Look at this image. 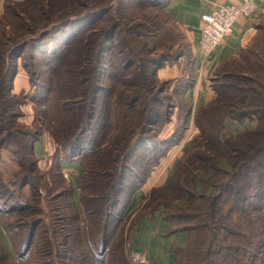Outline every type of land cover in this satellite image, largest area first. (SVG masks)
I'll use <instances>...</instances> for the list:
<instances>
[{
  "label": "trees",
  "instance_id": "obj_1",
  "mask_svg": "<svg viewBox=\"0 0 264 264\" xmlns=\"http://www.w3.org/2000/svg\"><path fill=\"white\" fill-rule=\"evenodd\" d=\"M162 1H3L0 158L2 150L10 146L20 170L13 181L19 193L7 192L4 199L8 212L14 214L13 221H19L11 225L16 260L11 262L12 258L5 256L0 264H123L125 258L132 264L127 254L132 247L127 227L122 245L115 239L116 228L149 171L143 177L132 173L138 185L128 198L125 183L132 177L126 176L138 152L148 148L146 137L155 130L162 108L166 106L171 113L176 106L167 102L175 95H161L173 81L159 79L157 70L175 63L183 53L135 55L126 41L125 23L114 16L113 9H123L127 18V3L131 8L146 3L165 10L167 0ZM152 24L147 36L150 31L157 32L156 22ZM258 38L259 33L238 57L215 70L211 77L215 97L194 114L199 131L188 144V159L179 161L163 185L150 189L143 205L149 213L159 212L171 232L187 233V244L176 264H264V50L254 47ZM19 58H23V67L36 86L31 101L45 107L36 126L19 120L27 99L24 92H13ZM236 58L249 63L247 70H221V77L215 75ZM40 73L45 79L37 78ZM190 77L182 76L170 89L187 104ZM230 120L242 125L243 130L237 134L228 131ZM45 131L55 139L56 158L79 157L81 161L79 206H74L75 214L71 215L74 229L85 228L79 240L83 246L77 249V241L71 242L69 232L63 234L59 249L54 251L46 231L36 233L41 219L31 217L42 210L32 202L40 201L42 195L34 183L39 158L34 144ZM174 139L175 135L154 141V146L163 150L152 157L155 164L175 147ZM193 158L198 160L195 165ZM182 172L188 177L180 182ZM26 186L31 196L24 194ZM3 188L9 190L8 182L0 180V194ZM65 193L71 197L72 187ZM4 211L1 207L0 214ZM59 218L60 224L69 217ZM1 221L4 225L3 217ZM16 224L18 229L13 228ZM65 227L62 224L60 231ZM23 249L27 252L20 254Z\"/></svg>",
  "mask_w": 264,
  "mask_h": 264
},
{
  "label": "rangeland",
  "instance_id": "obj_2",
  "mask_svg": "<svg viewBox=\"0 0 264 264\" xmlns=\"http://www.w3.org/2000/svg\"><path fill=\"white\" fill-rule=\"evenodd\" d=\"M162 1V0H160ZM163 1L161 3V6H163ZM127 18L125 16L124 10L122 9L120 12H118L116 9H113V11L116 13L114 16L118 19H120L124 26L127 29V43L132 49V52L135 53V55L139 57L143 56H154L157 55L159 52H166V51H175V53L180 54L183 53V55L178 58L177 60H172L175 63L180 60V63L182 66L187 68L188 73L191 72L192 69V60H193V54H194V43L192 40L191 32L184 26H181L179 23H177L174 18L166 11V10H159L156 7H151L146 3H136L134 8H131V4L127 3ZM133 17V18H131ZM129 18H131L129 20ZM125 19H128L125 21ZM148 19H153L154 22H156L155 26L157 27L156 34L150 31V35L147 36L149 33L148 29L149 27H152V23H149ZM1 24V21H0ZM154 29V28H151ZM264 31V25L262 28L258 31L260 38L254 42V47L256 49H262L264 50V34L262 35ZM143 35V36H142ZM262 35V37H261ZM252 44V42H251ZM170 46V48H169ZM153 51V54H152ZM111 54H107V58H110ZM174 58H177L174 56ZM172 58V59H174ZM109 66V64H108ZM18 67L21 68V70H24L25 73L28 75L27 71L23 67V58L18 59L17 61V70ZM247 67H249V63L245 62L243 58H236L235 60L227 63L223 66L218 72L215 74L217 77H221L224 71H234L235 68L236 71L239 70H247ZM42 75V76H41ZM38 77L44 78V73H40ZM30 86L27 87L25 90L21 91L24 92L25 96H27V99L25 98L26 103L22 105V116L20 117L21 123L36 126V119H40V114L44 111L45 107L41 105L40 102L33 103L31 101V97L35 94L36 86L34 87V84L31 82L29 78ZM108 79L106 77V85L108 86ZM48 84V83H47ZM212 84V82H211ZM174 85H171V88H173ZM167 90V92L162 93L161 95H168L172 96L175 95L173 98L167 100L170 102H173L176 106L173 108V111L171 113L168 112V108L165 106L162 108L161 116L158 118V122L155 126V130L146 137L148 139L147 149H142L138 152L137 157L135 158V162H132L131 165L133 168L132 170L127 174V178L132 177V173H137L140 176H144L148 171L150 175L151 173L157 174V173H163L162 178L166 179L169 177V175L176 169L177 164L180 160L185 161L187 160V154L186 151H188L189 147L188 144L192 142V139L194 135L198 133V128L194 125V115L191 116L190 110V102L188 100V104L183 101L178 94H174ZM20 92V93H21ZM215 92V91H214ZM40 98V97H39ZM209 102V101H208ZM189 112V117L187 119V113ZM179 125H182L181 127ZM227 130L233 132L234 134H237L238 132L243 130V127L239 128L237 126H232L227 124ZM42 135L43 139H46V147H49V150H52L56 146L55 139L52 135H50L49 132L45 131ZM226 134V133H225ZM175 135V147H173L168 153V158L165 160H161L158 164H155L153 162L152 158L156 154H161L163 150H160L157 146H154L153 143L157 142L161 139H171ZM51 140V142L49 141ZM173 140V141H174ZM155 141V142H154ZM182 143V144H181ZM177 144V145H176ZM152 147H154L152 149ZM188 147V149H187ZM152 149V151H150ZM47 150V148H46ZM176 151V155H174ZM190 151V149H189ZM188 151V153H189ZM50 152V151H49ZM49 152L47 153L46 157L38 158V170L35 172V175L37 178L34 180V183L37 182L40 189L42 190L41 199L36 203L38 206L41 207L40 213H32L31 217L40 218L42 223L37 227L36 233H41L42 231H46V235H48L52 241V246L54 251L59 249L58 247L62 243V236H64V233L71 232V242H75V248H79L83 246V243L79 240L82 239V230L85 234V228L84 225L79 230L74 229V223L71 222L72 214H75V205L73 202V197L71 195L67 196L65 193L66 188H71L72 186L69 185L70 182L68 181L67 177H70L69 179L72 181L73 178V171H67L68 176L64 175L65 180L62 177V174L60 172V169L62 170V161L61 157L56 158L54 155L55 151L53 150L52 154L50 155ZM51 156V157H50ZM50 157V158H49ZM49 158V159H48ZM80 159V158H79ZM194 160V165L198 163V160ZM20 167L18 162L15 161L13 158L12 148L10 146L4 148L1 153L0 158V180H3L4 182H8V189L6 190L3 188L4 193L0 194V208L2 207L5 211H7L4 214H0V260L1 258L7 256L9 261L14 262L16 260L15 257V247L13 244V238H12V224L19 223L17 220L16 222L13 221V218H11V215H14L11 212H8L9 205L5 204L7 201L4 199L7 198V192L18 194L19 190L17 186L15 187L13 185V182L15 181L16 173L19 174ZM58 167V169H57ZM52 168V169H50ZM192 168V167H191ZM164 171V172H163ZM24 172V171H23ZM181 176L178 178L180 182L183 180H186L188 177V173L182 172ZM42 177V178H40ZM135 177L131 178V181H126L125 188H126V198L129 197L131 189H134L137 187L136 179ZM12 182V183H10ZM76 187L78 188L79 183H75ZM29 186L25 187L24 194L31 196L30 191L28 190ZM176 188V185L175 187ZM2 191V192H3ZM176 191V190H175ZM80 192V190H79ZM141 190L139 189L135 194V196L132 199L131 204L127 207V210L125 211V214H122V222L119 226L116 228V234L115 239H117V243L122 245L123 238L125 239V227H127L126 221H127V212L133 207L132 205L134 202H137L139 200V194L141 195ZM22 202H25L26 199H21ZM72 202V203H71ZM144 208V206H143ZM4 211V212H5ZM124 212V211H123ZM4 215V216H3ZM60 215L68 216L69 218H65L66 220L60 221V224L57 223L59 221ZM1 217H3L4 225L1 224ZM30 218V216H29ZM14 219H16L14 217ZM62 224L66 225L65 229L63 231L61 230ZM14 229H18L19 226ZM77 227V226H76ZM80 227V226H79ZM81 232V233H78ZM64 234V235H63ZM122 242V243H121ZM32 245L33 249L36 248V242ZM134 248V247H133ZM3 249V250H2ZM9 249V251H8ZM144 252L147 253V255L153 260L154 258L150 254V252L147 249H142ZM11 252V254H9ZM26 249H23L20 251V254L26 253ZM54 255H56V252H54ZM180 261L184 262L182 257L180 258ZM186 261V260H185ZM123 264H131L128 262V260L123 261Z\"/></svg>",
  "mask_w": 264,
  "mask_h": 264
},
{
  "label": "crops",
  "instance_id": "obj_3",
  "mask_svg": "<svg viewBox=\"0 0 264 264\" xmlns=\"http://www.w3.org/2000/svg\"><path fill=\"white\" fill-rule=\"evenodd\" d=\"M3 1L0 0V8ZM239 1L242 0H167L165 3V10L177 23L191 32L194 43V57L192 69L189 72L191 77L180 63V60L160 67L157 70V76L161 80H172L171 85H174L184 75L191 78L192 84L185 94V98L190 102L191 116L196 113L200 106L215 97V92L211 87V77L215 70L227 60L238 57L242 49L249 46L253 41L259 28L264 25V0H253L255 4L254 11L249 15L239 16L235 22L233 33L225 38L209 56L205 57L199 44L202 14L213 11L222 3H238ZM29 86L28 75L18 67L13 79V92L20 93ZM228 122L233 127H243L235 121L230 120ZM49 141L51 142V140ZM54 145L56 146V144ZM34 150L40 159L46 157L49 151L51 155L56 147L49 150V147H46V139H43L41 135L34 144ZM174 155H176V151ZM167 158L168 155L162 160ZM62 164V172L65 176H68L67 171H73L72 181L69 179L70 177H67V179L73 189L74 204L78 207L80 189L79 186L76 187L75 183L77 181L79 183L81 161L79 157H73L63 159ZM162 176L163 173H151L140 187L142 192L141 195L139 194V200L134 202L133 207L127 212L126 234L129 237V245L136 249H147L154 258V264H176L178 256L187 244V233L185 231L171 232L168 223L163 220L159 212L149 213L143 208L150 189L153 186H161L167 181V178L163 179Z\"/></svg>",
  "mask_w": 264,
  "mask_h": 264
},
{
  "label": "built area",
  "instance_id": "obj_4",
  "mask_svg": "<svg viewBox=\"0 0 264 264\" xmlns=\"http://www.w3.org/2000/svg\"><path fill=\"white\" fill-rule=\"evenodd\" d=\"M255 9L253 0L222 3L213 11L202 14L200 50L205 57L234 31L235 22L241 15H249ZM132 264H154L142 249L129 248L127 253Z\"/></svg>",
  "mask_w": 264,
  "mask_h": 264
}]
</instances>
